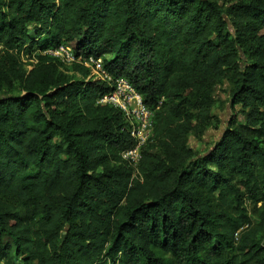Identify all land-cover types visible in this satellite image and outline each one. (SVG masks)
Returning a JSON list of instances; mask_svg holds the SVG:
<instances>
[{
  "label": "trees",
  "instance_id": "trees-1",
  "mask_svg": "<svg viewBox=\"0 0 264 264\" xmlns=\"http://www.w3.org/2000/svg\"><path fill=\"white\" fill-rule=\"evenodd\" d=\"M60 44L154 110L135 175L111 86L44 53ZM224 82L234 114L198 152ZM247 201L264 202V0H0V264H264Z\"/></svg>",
  "mask_w": 264,
  "mask_h": 264
},
{
  "label": "built area",
  "instance_id": "built-area-1",
  "mask_svg": "<svg viewBox=\"0 0 264 264\" xmlns=\"http://www.w3.org/2000/svg\"><path fill=\"white\" fill-rule=\"evenodd\" d=\"M44 53L58 59L65 66L74 62L81 63L90 71L88 78L104 81L111 86V91L101 97L98 103L110 104L122 111L126 121V127L130 136L134 139V146L121 153V158L133 167L134 175L138 172L136 167L141 158L142 147L150 139L153 130L154 110L145 105L139 93L131 83L123 77L112 78L104 68L101 58L92 56L81 59L73 50L64 45L46 50Z\"/></svg>",
  "mask_w": 264,
  "mask_h": 264
},
{
  "label": "rangeland",
  "instance_id": "rangeland-1",
  "mask_svg": "<svg viewBox=\"0 0 264 264\" xmlns=\"http://www.w3.org/2000/svg\"><path fill=\"white\" fill-rule=\"evenodd\" d=\"M220 5H228L233 3L235 0H216ZM229 88L228 83L217 85L215 104L213 106V113L219 118V120L208 127L202 141H197L191 137L188 141V145L201 153L209 151L214 142L218 139L228 122L231 120L234 110L229 106ZM242 120L241 116L238 118ZM250 224L249 226L257 228V235L264 239V228L260 226L261 219L264 217V202L253 203L251 201L246 202Z\"/></svg>",
  "mask_w": 264,
  "mask_h": 264
}]
</instances>
